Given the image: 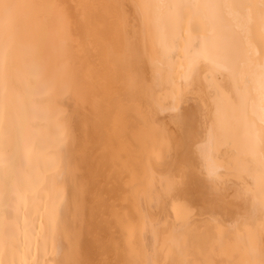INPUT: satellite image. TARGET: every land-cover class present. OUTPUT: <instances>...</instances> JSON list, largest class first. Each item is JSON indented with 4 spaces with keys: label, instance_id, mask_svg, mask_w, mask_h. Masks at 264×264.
Returning a JSON list of instances; mask_svg holds the SVG:
<instances>
[{
    "label": "bare ground",
    "instance_id": "bare-ground-1",
    "mask_svg": "<svg viewBox=\"0 0 264 264\" xmlns=\"http://www.w3.org/2000/svg\"><path fill=\"white\" fill-rule=\"evenodd\" d=\"M0 264H264V0H0Z\"/></svg>",
    "mask_w": 264,
    "mask_h": 264
}]
</instances>
